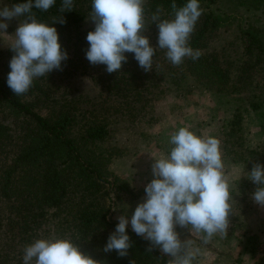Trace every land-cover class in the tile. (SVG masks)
Instances as JSON below:
<instances>
[{"label": "trees", "instance_id": "16d2710c", "mask_svg": "<svg viewBox=\"0 0 264 264\" xmlns=\"http://www.w3.org/2000/svg\"><path fill=\"white\" fill-rule=\"evenodd\" d=\"M218 1L199 0L203 11L189 46L201 55L195 61L185 58L179 66L167 60L165 49L156 50L149 72L139 66L133 53H125L127 61L119 72L109 74L105 65L90 64L86 36L95 27L87 20L91 0H74V10L65 13L60 11L62 0L46 12L32 9L38 21L48 24L64 16L66 23L54 26L68 59L62 61L61 70L35 78L21 96L7 84L15 53L9 46H0V264H23L26 245L36 238H51L48 226L57 231L55 238L71 239L95 264H169L170 256L158 248L149 252L150 242L129 227L132 244L127 256L103 250L118 224L109 214L111 193L117 192V200L119 190L130 198L137 196L126 180L109 169V151L103 143L115 116L143 117L150 112V102L161 92L159 83L165 76L176 81L190 78L217 98L255 86L257 91L247 105L252 112L264 109V2L260 8L261 0H246L252 13L238 30L240 50L229 59L212 45L222 22H227L226 16L221 19L216 13ZM20 2L24 0L14 4ZM172 2L144 0L148 26L143 34L153 47L158 45L159 30L151 17L159 9L161 19H172ZM175 2L179 7L187 0ZM76 74L86 75L97 90L76 91L72 82ZM241 119L237 112L229 135L240 131ZM249 152L256 155L249 168L264 165V148Z\"/></svg>", "mask_w": 264, "mask_h": 264}, {"label": "clouds", "instance_id": "9594fccd", "mask_svg": "<svg viewBox=\"0 0 264 264\" xmlns=\"http://www.w3.org/2000/svg\"><path fill=\"white\" fill-rule=\"evenodd\" d=\"M56 0H24L11 7L0 8V33H6L8 22L23 17L9 48L15 53L10 60L7 84L16 96L29 91L35 78L62 69L68 59L62 50L56 22L66 23L64 16L51 24L36 19L33 8L48 11ZM172 19H161L159 9L151 17L158 27V45L153 47L143 33L144 0H91L90 19L94 30L87 33L89 47L86 59L92 65L103 64L111 74L119 72L127 61L125 53H133L139 66L149 72L157 49L166 50V58L174 66L185 58L199 59L201 53L189 46L196 23L202 15L199 0H187L183 6L171 4ZM74 10V0H62V13ZM20 21V19H19ZM169 154L154 157V178L145 186V198L129 221L127 215L118 219L104 247L115 250L120 257L128 255L132 242L126 231H132L150 242L148 251L158 248L172 257L169 264H193L197 251L193 242L181 240L176 226L202 234L204 244L215 235L227 236L230 224L231 197L224 176L220 141L213 136H199L188 127H180L169 138ZM247 178L257 185L251 199L264 206V165L255 163ZM90 255L69 238H36L23 249V264H95ZM133 264V261L131 262Z\"/></svg>", "mask_w": 264, "mask_h": 264}, {"label": "rangeland", "instance_id": "374dc122", "mask_svg": "<svg viewBox=\"0 0 264 264\" xmlns=\"http://www.w3.org/2000/svg\"><path fill=\"white\" fill-rule=\"evenodd\" d=\"M15 2L0 0V8L11 7ZM246 2L219 0L215 7L218 16L221 19L226 16L223 20L227 22H222L212 45L222 49L229 59L237 56L240 50L238 30L245 26L246 18L252 13ZM263 2H259L260 8ZM19 19L13 18L8 22L6 33H0V46L5 48L12 44L14 32L19 22H23ZM87 20L89 23L92 21L90 16ZM72 82L78 92L97 90L86 75L76 74ZM159 89L161 92L151 100L148 114L131 118L118 115L110 124V134L103 143L109 151L108 167L113 175L126 180L129 188L137 194L136 198H130L119 190L121 199L117 200V192L113 191L110 217L118 221L119 216L127 215L130 221L136 206L145 198V186L154 178V157L168 155L170 135L186 126L199 136L219 139L223 172L232 197L229 201L231 215L227 236L215 235L211 242L204 244L202 234L194 231L191 234L188 228L176 226L180 239L191 240L192 249L198 250L193 264H264V206L251 199L257 185L247 178L253 167L248 166L256 159L254 152L249 150L264 148V127L261 125L264 109L252 112L247 105L251 94L257 91L256 87L233 93L230 97L217 98L211 89L196 85L190 78L176 81L165 76L160 80ZM237 112H241L242 116L241 129L236 135H229ZM128 227L131 228L130 223ZM56 232L53 226H48V236L55 238Z\"/></svg>", "mask_w": 264, "mask_h": 264}, {"label": "crops", "instance_id": "0c3cea01", "mask_svg": "<svg viewBox=\"0 0 264 264\" xmlns=\"http://www.w3.org/2000/svg\"><path fill=\"white\" fill-rule=\"evenodd\" d=\"M172 258V257H171Z\"/></svg>", "mask_w": 264, "mask_h": 264}]
</instances>
